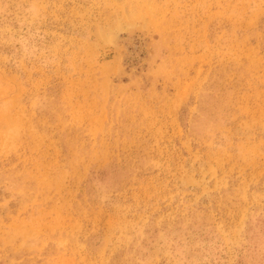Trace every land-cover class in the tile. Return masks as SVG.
<instances>
[{
    "label": "rangeland",
    "instance_id": "1",
    "mask_svg": "<svg viewBox=\"0 0 264 264\" xmlns=\"http://www.w3.org/2000/svg\"><path fill=\"white\" fill-rule=\"evenodd\" d=\"M0 264H264V0H0Z\"/></svg>",
    "mask_w": 264,
    "mask_h": 264
}]
</instances>
